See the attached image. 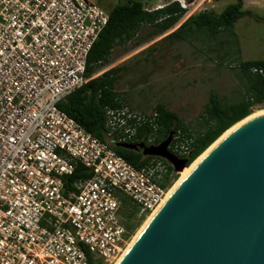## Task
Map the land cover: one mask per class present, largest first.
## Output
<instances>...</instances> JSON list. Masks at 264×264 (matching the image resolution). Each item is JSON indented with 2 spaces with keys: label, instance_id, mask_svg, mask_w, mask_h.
<instances>
[{
  "label": "built area",
  "instance_id": "built-area-1",
  "mask_svg": "<svg viewBox=\"0 0 264 264\" xmlns=\"http://www.w3.org/2000/svg\"><path fill=\"white\" fill-rule=\"evenodd\" d=\"M176 1L182 19L198 3ZM107 17L91 0H0V264H103L126 239L120 194L145 214L167 190L164 157L134 166L57 106L87 79L86 53ZM102 107L106 138L156 143L155 109ZM192 139L175 128L167 149L186 158ZM77 162L91 174L67 187L62 175Z\"/></svg>",
  "mask_w": 264,
  "mask_h": 264
},
{
  "label": "water",
  "instance_id": "water-1",
  "mask_svg": "<svg viewBox=\"0 0 264 264\" xmlns=\"http://www.w3.org/2000/svg\"><path fill=\"white\" fill-rule=\"evenodd\" d=\"M248 114L203 149L114 264H264V111ZM171 134L113 143L179 171L186 158L167 149Z\"/></svg>",
  "mask_w": 264,
  "mask_h": 264
},
{
  "label": "trees",
  "instance_id": "trees-1",
  "mask_svg": "<svg viewBox=\"0 0 264 264\" xmlns=\"http://www.w3.org/2000/svg\"><path fill=\"white\" fill-rule=\"evenodd\" d=\"M107 11L106 23L86 53L84 75L87 76V79L59 100L57 106L72 116L87 131L101 140H108L110 147L131 164L140 166L150 155L142 154L138 149L116 145L104 134L102 106L104 104L116 105L122 101L113 87L117 77L116 72L121 66H109L100 73L93 74L94 66L107 58L114 44L129 39L141 25H150L151 34L164 32L174 26L181 16L183 8L179 6L176 0H168L152 8L146 7L141 0H125L111 5ZM245 14L257 18L249 8L242 7V0L227 2L218 11L211 8L199 9L179 20L163 36L182 38L184 34L189 32L200 31L214 34L225 30L228 35L226 42L232 44L235 43V40L232 41V32L227 31L226 28L230 27L238 17ZM236 51L237 48L235 47L234 52L236 53ZM253 65L260 66L261 72L251 70ZM235 66L243 83V94L235 100L223 101L214 89H209L201 110L204 125L202 129L196 132H192L184 124L175 110L168 108L161 101L155 102L152 108L157 111L154 142L160 141L170 130L175 128L191 133L193 139L185 161V164L188 165L225 128L228 129L229 125L246 114H251L254 106L264 105V59H237ZM146 129L145 125L140 126L136 132V138L139 139ZM175 173L171 165L168 164L167 171L159 180V184L167 185L169 180L175 177ZM90 174L91 171L87 167L77 162L71 173L62 175L63 183L70 187L73 179L88 177ZM136 210V206L130 203L129 198L125 194H120L119 213L127 231L131 229L132 222L129 219H133V213Z\"/></svg>",
  "mask_w": 264,
  "mask_h": 264
},
{
  "label": "rangeland",
  "instance_id": "rangeland-1",
  "mask_svg": "<svg viewBox=\"0 0 264 264\" xmlns=\"http://www.w3.org/2000/svg\"><path fill=\"white\" fill-rule=\"evenodd\" d=\"M91 1L108 9L125 0ZM141 1L150 8L158 0ZM231 1L198 0L192 12L203 8L218 11ZM242 7L249 8L257 18L245 14L226 28L232 32L235 43L227 44L225 30L214 34L189 32L178 38L163 36L165 31L151 34V26L144 24L129 39L114 44L107 58L95 64L93 74L109 66H121L116 72L113 87L123 102L151 110L155 102L161 101L175 110L192 132H196L204 125L201 110L209 89H214L223 101L235 100L243 94L244 87L235 61L264 59V0H243ZM263 109V104L256 105L252 113ZM179 175L176 171L175 177L169 180L168 190ZM150 213L139 214L137 210L133 213L124 249ZM116 256L103 264H114Z\"/></svg>",
  "mask_w": 264,
  "mask_h": 264
},
{
  "label": "bare ground",
  "instance_id": "bare-ground-1",
  "mask_svg": "<svg viewBox=\"0 0 264 264\" xmlns=\"http://www.w3.org/2000/svg\"><path fill=\"white\" fill-rule=\"evenodd\" d=\"M260 111H264V109H263V110H260ZM260 111H257V112H260ZM257 112H254V113H257ZM254 113H251V114H249V115H247V116H250V115H252V114H254ZM247 116H246V117H247ZM244 118H245V117H244ZM241 120H242V119H241ZM241 120H239V121H237L236 123H234V124H233L232 126H230L228 129H226L221 135H223L225 132H227L230 128H232L235 124H237V123L240 122ZM221 135H220V136H221ZM220 136H219V137H220ZM219 137H218V138H219ZM218 138H217V139H218ZM217 139H215V140H217ZM215 140H214V141H215ZM214 141H213V142H214ZM211 144H212V143H211ZM209 146H210V145H209ZM209 146H208V147H209ZM208 147H207V148H208ZM207 148H206V149H207ZM206 149H205V150H206ZM205 150H204V151H205ZM204 151H203V152H204ZM203 152H202L199 156H197V157H196V158H195L190 164L184 166L182 169H180V170L178 171V173H180V175H179V178L177 179V181H178V180H179V179H180V178H181V177L187 172V170H188V169H189V168H190V167H191V166H192V165L198 160V158L203 154ZM177 181H176V182H175V183L169 188V190H168V188H167L168 191L166 190V192H165L163 198L161 199V201H162V200L164 199V197L168 194V192L173 188V186L177 183ZM156 207H157V206H156ZM156 207H155V208H156ZM155 208H154L152 211H150L151 213L149 212V213H150L149 216L152 214V212L155 210ZM149 216L146 218V220L149 218ZM146 220H145V221H146ZM145 221H144V222H145ZM144 222H143V224H144ZM143 224H142V225H143ZM142 225H141V226H142ZM141 226L139 227V229L141 228ZM139 229H138V230H139ZM138 230H137V232H138ZM137 232H136V233H137ZM136 233H135V235H136ZM135 235H134V236H135ZM134 236L132 237V239L134 238ZM132 239H131V240H132ZM130 242H131V241H130ZM130 242H129V243H130ZM129 243H128V244H129ZM127 246H128V245H127ZM124 247H125V246H124ZM123 249H124V248H123ZM123 249H122V250L120 251V253L116 256V257H117L116 260L120 257V255H121V254L123 253V251L125 250V249H124V250H123ZM116 260H115V262H116ZM115 262H114V263H115Z\"/></svg>",
  "mask_w": 264,
  "mask_h": 264
},
{
  "label": "crops",
  "instance_id": "crops-1",
  "mask_svg": "<svg viewBox=\"0 0 264 264\" xmlns=\"http://www.w3.org/2000/svg\"><path fill=\"white\" fill-rule=\"evenodd\" d=\"M254 1L256 2L257 0H254ZM164 2H166V1L158 0V1H156L154 4L150 5V8H152V7H156V6H159V5H161L162 3H164ZM242 6H243V0H242ZM174 26H175V25H174ZM174 26H172V27L166 29L164 33H166V32H168L169 30H171Z\"/></svg>",
  "mask_w": 264,
  "mask_h": 264
},
{
  "label": "flooded vegetation",
  "instance_id": "flooded-vegetation-1",
  "mask_svg": "<svg viewBox=\"0 0 264 264\" xmlns=\"http://www.w3.org/2000/svg\"><path fill=\"white\" fill-rule=\"evenodd\" d=\"M129 221H132L131 219H129Z\"/></svg>",
  "mask_w": 264,
  "mask_h": 264
}]
</instances>
